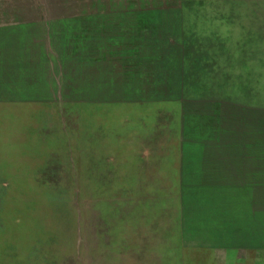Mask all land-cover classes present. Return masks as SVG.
Segmentation results:
<instances>
[{"label": "rangeland", "instance_id": "1", "mask_svg": "<svg viewBox=\"0 0 264 264\" xmlns=\"http://www.w3.org/2000/svg\"><path fill=\"white\" fill-rule=\"evenodd\" d=\"M91 3L167 6L143 22L154 51L89 60ZM184 4L264 0H0V264H264V35L240 37L233 89L208 92L249 109L151 89ZM239 168L257 177L240 188Z\"/></svg>", "mask_w": 264, "mask_h": 264}, {"label": "crops", "instance_id": "2", "mask_svg": "<svg viewBox=\"0 0 264 264\" xmlns=\"http://www.w3.org/2000/svg\"><path fill=\"white\" fill-rule=\"evenodd\" d=\"M201 7L204 8H198L197 13H192V9L188 8L187 4L179 5L177 8L181 35L178 38L177 62L173 64V70L166 72L160 69L161 64L150 62L148 64L150 66H142L152 69L150 72L144 70L146 72L143 71L144 76L148 77L147 81L156 85L151 89L185 92L183 98L186 100L196 102L217 100L235 104L233 101L229 102L231 100L226 97L210 96L208 92L233 89L225 88L232 80L233 69L238 67L240 37L247 43L249 36L264 35V24L262 29L253 30L251 27L253 22H264V8H260L264 6L250 4L246 5V8H240L239 4H203ZM166 8L167 6L164 8L156 5H135L121 10L109 3L95 5L91 3L88 13L89 60L92 56L97 57V60L102 57L107 59L114 54L123 57L127 54L131 59H138L139 55L152 53L154 50L150 49V44L153 43V38L150 37L151 28L146 24L143 25V22L155 21L159 17L156 15L157 12ZM132 15H135L136 23L141 25H136L135 29L119 27L112 29L113 22L121 23L120 19L127 21V16ZM241 21L245 23L242 24L244 26L242 29H240ZM115 33L120 34L117 37ZM165 33L173 35L167 31ZM163 38L166 41L169 39L168 36ZM118 51L119 53H116ZM89 65L91 71L92 64ZM106 65L105 63L104 66ZM100 66V62L97 63V67ZM125 66L127 69L130 67V73L127 71L126 74L130 76L140 74L137 62L130 61L126 64L123 62L122 68L124 69ZM132 68H136V71L134 72ZM122 71L124 75L125 70ZM89 74H92V71ZM169 82L173 85L159 86ZM191 92H194V95L190 94Z\"/></svg>", "mask_w": 264, "mask_h": 264}, {"label": "trees", "instance_id": "3", "mask_svg": "<svg viewBox=\"0 0 264 264\" xmlns=\"http://www.w3.org/2000/svg\"><path fill=\"white\" fill-rule=\"evenodd\" d=\"M239 96H240V98L247 97L244 94L242 95V93H240ZM183 97H184V94H183ZM183 97H181V100L184 99ZM247 100L248 101H254V102H256L257 101V97L256 96H252L251 98H247ZM206 102H211V101H206ZM218 102H221V103L229 104L230 105V103H227V102H224V101H218ZM229 102H232V101H229ZM233 102H235V104H231V105L238 106L239 109H242V110L249 109L248 106H247V104H244L242 102H236V101H233ZM238 175L240 176V180L242 179L241 183H239L240 188L241 187H245L244 185L246 183L251 182V180H253V176L256 175V177H257V174L253 173V169H244V168H239L238 169ZM243 181H245V182H243ZM239 191L241 192V190H239Z\"/></svg>", "mask_w": 264, "mask_h": 264}]
</instances>
